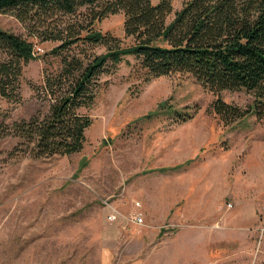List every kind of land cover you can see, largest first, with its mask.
Returning <instances> with one entry per match:
<instances>
[{
    "label": "rangeland",
    "instance_id": "1",
    "mask_svg": "<svg viewBox=\"0 0 264 264\" xmlns=\"http://www.w3.org/2000/svg\"><path fill=\"white\" fill-rule=\"evenodd\" d=\"M123 20L110 14L94 28L129 46ZM0 26L38 54L23 66L21 101L0 97V123H11L45 108L31 87L57 67L48 52L58 43L28 36L10 13ZM219 96L253 101L243 89ZM215 97L186 73L146 79L126 55L81 109L92 122L80 152L3 162L14 140L0 138V264H264V114L224 124ZM180 112L192 116L180 122ZM136 201L141 224L129 218ZM112 209L119 216L108 221Z\"/></svg>",
    "mask_w": 264,
    "mask_h": 264
},
{
    "label": "trees",
    "instance_id": "2",
    "mask_svg": "<svg viewBox=\"0 0 264 264\" xmlns=\"http://www.w3.org/2000/svg\"><path fill=\"white\" fill-rule=\"evenodd\" d=\"M0 0V13H10L28 36L58 43L48 52L42 83L32 85L44 101L28 118L0 123V138L13 146L3 162L30 156H67L82 150L91 118L81 109L93 104L101 75L126 55L134 56L146 79L186 73L216 95L210 109L224 124L264 114V0ZM122 12L123 30L133 39L118 38L94 28L110 14ZM173 17L168 20V17ZM105 48L92 53L94 46ZM28 38L0 26V97L19 103L23 66L37 58ZM246 90L247 106L225 102L222 90ZM161 104L155 115L166 113ZM186 115V114H184ZM176 113L178 121L192 116Z\"/></svg>",
    "mask_w": 264,
    "mask_h": 264
},
{
    "label": "built area",
    "instance_id": "3",
    "mask_svg": "<svg viewBox=\"0 0 264 264\" xmlns=\"http://www.w3.org/2000/svg\"><path fill=\"white\" fill-rule=\"evenodd\" d=\"M140 203L138 201L134 202V210L131 212L129 218L131 221L137 224H141L143 222V213L139 209ZM118 212L115 211V209H112L107 214V220L108 221H115L118 218Z\"/></svg>",
    "mask_w": 264,
    "mask_h": 264
}]
</instances>
